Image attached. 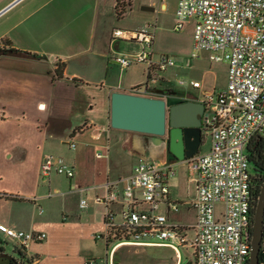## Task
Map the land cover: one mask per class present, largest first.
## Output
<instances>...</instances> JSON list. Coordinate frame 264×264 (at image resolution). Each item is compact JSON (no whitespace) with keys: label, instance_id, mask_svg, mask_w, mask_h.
Here are the masks:
<instances>
[{"label":"crops","instance_id":"obj_1","mask_svg":"<svg viewBox=\"0 0 264 264\" xmlns=\"http://www.w3.org/2000/svg\"><path fill=\"white\" fill-rule=\"evenodd\" d=\"M126 1L128 9L124 16L148 20L143 25L152 23L150 20L154 15L150 11H154L156 7L154 6V10L144 9L143 5H155L156 0ZM117 2L118 0H0V154L3 157L12 155V159L16 161L22 160L16 171L0 169V202L7 204L29 199L34 204L41 205L40 199L59 193L57 185L50 188L53 186L50 176L60 173L52 169L49 174L41 175L40 163L45 153L52 154L53 158L62 156L58 149L61 143L67 144L66 141L71 138L76 141L78 138L82 151L67 159L62 156L76 171L72 177L63 176L70 178L69 183L77 184L78 187L72 189L73 192L82 197L86 193L90 194L87 196V207H81L80 199L78 200L77 206L83 211L44 212L42 209L37 215H28L23 211H14L9 206L0 216V222L9 226L46 233L43 239L30 240L26 245L27 254L34 255L31 264H86L88 259H92L94 264H127L125 259H121L123 262L116 261V252L123 244L135 243L122 242L116 246L118 240L108 243L105 235L106 206L96 201L95 196L106 192L105 183L108 180H117L122 187L134 164L141 158H146L150 151L157 150V146L164 151V160L172 157L167 155L166 135L159 136L111 125L113 90L131 91L134 85L148 82L157 95L166 97L169 103L201 98L192 94L191 87L174 88L162 80L161 74H158L157 79H150L144 62L132 65H145L142 71L145 79L129 78L125 82L116 83L107 81V73L105 78L96 76L104 57L108 67L111 58L115 61L116 54L130 53L141 48L140 42L136 40L113 39L114 29L118 27L114 26V18L118 16ZM177 4L178 0L174 16ZM166 6L167 3L163 1L161 8ZM120 39L132 41L136 45L131 50L119 51L117 46ZM58 65H62L61 76L55 73ZM10 103L16 104L20 109L22 119H19L18 127L29 120L28 116L25 117V110L33 109L31 106L36 109L31 114L33 127L27 130L14 129L12 132L2 127V123L8 119ZM56 104L68 105L70 108L55 109ZM77 104L83 105L80 110L84 114L78 123H73L72 120L80 119L77 117L79 114L72 115L73 110L79 109ZM13 139L15 140L12 141ZM4 176L13 177L18 183L6 186L2 183ZM27 182L31 187L26 190ZM44 187L50 188L47 193H35ZM80 187H89L90 191ZM196 193L197 190L193 198ZM34 196L35 199H32ZM112 207L118 211L121 203L115 202ZM135 245L142 248H173L156 244ZM103 251H106V258L102 256ZM176 252L177 260L164 264H181V252ZM98 257L101 259L98 260Z\"/></svg>","mask_w":264,"mask_h":264},{"label":"built area","instance_id":"obj_2","mask_svg":"<svg viewBox=\"0 0 264 264\" xmlns=\"http://www.w3.org/2000/svg\"><path fill=\"white\" fill-rule=\"evenodd\" d=\"M190 20L194 23V54L207 50L213 59L228 62L225 86L197 98L205 102L203 123L210 132V148L162 163L141 158L122 187L117 180H108L106 192L97 194L95 200L106 206V238L116 231L129 236L115 246L122 242L167 245L178 252L180 246H187L193 249L196 264H249L254 213L248 145L264 131V0H178L175 29ZM154 37L152 23L139 28L116 27L113 39L136 40L141 48L118 53L115 61L122 68L144 62L149 78L157 79L158 71L175 64V58L161 52L156 59ZM180 83L201 86L197 79H181ZM131 91L157 95L148 82L134 85ZM66 142L70 148L77 146L72 138ZM179 162L187 164L196 184V196L187 201L195 210L193 221L173 217L183 204L171 196L170 190ZM52 169L67 177L76 172L62 156L53 158L45 153L40 173L47 175ZM77 187L70 184L71 189ZM80 188L90 191L89 187ZM115 202L121 203L118 211L112 207ZM79 204L87 207L88 198L81 197ZM0 235L27 245L30 240L43 239L46 233L0 222ZM86 264L94 262L88 259ZM260 264H264V258Z\"/></svg>","mask_w":264,"mask_h":264},{"label":"rangeland","instance_id":"obj_3","mask_svg":"<svg viewBox=\"0 0 264 264\" xmlns=\"http://www.w3.org/2000/svg\"><path fill=\"white\" fill-rule=\"evenodd\" d=\"M165 1L167 6L161 8V3ZM156 9L154 11H150L153 13L154 18H152V24L155 27V37H154V48L155 54L154 57L157 59L159 53L167 52L171 54L175 58V64L168 66L165 70H159V74H161L162 80L166 83L171 84L174 88L178 89H192V94L197 97H203L205 93L210 91H216L219 88L225 86L227 82V71H228V62L226 60H216L211 57V53L207 50H199L196 54V48L194 45V36H193V20H190L187 25H185L181 29H175L174 27V10L176 6V0H156L154 5ZM148 20H136L135 17L131 16H123L114 18V26H118L121 28H128L132 26V28H136V25H143V23ZM107 44V42H105ZM136 43L132 41H128L125 39H120L118 41L117 49L119 51H128L135 47ZM186 58V63H184V59ZM120 64L115 62L112 58L110 59V66L107 67L105 57L102 59V66L99 72L97 73L98 78H105L106 73L109 79V82H125V80L129 78H138L142 77L145 79V75H142V71L145 67L144 64H134L127 68H122L119 66ZM144 66V67H143ZM165 75V76H164ZM163 76L165 78H163ZM168 79V80H166ZM181 79L191 80L197 79L201 82V86L195 88L190 84H182L180 83ZM79 106L78 110H73L72 115H77L80 119L72 120L73 123H78L81 120V115L84 114L81 109L82 104H77ZM33 109L25 110V117H29V120H26L24 124L19 126V119H22L19 115L20 109L16 104L10 103L8 110L10 113L8 114V119L6 122H3L2 127L7 129L8 131L16 130H27L33 127L31 114H33L36 109L31 106ZM68 110L70 106L64 105L61 106L59 104L55 105V109ZM40 109V108H39ZM22 115V114H21ZM76 118V117H74ZM202 142L200 144V151H204L210 145V132L202 125ZM264 135V131L261 133ZM66 138H70L66 136ZM13 139L12 141H14ZM16 148V147H14ZM13 148V149H14ZM82 144L79 143L77 138V147L70 148L66 143H61L59 147V151L62 152V156L64 158H70L74 155H78L82 150ZM99 150V149H97ZM13 153V151H11ZM102 152V151H98ZM164 151L162 148L157 146V150L150 151L146 158H151L156 162L162 163L165 161L162 157V153ZM164 154V153H163ZM160 156V157H157ZM22 160H14L12 159V155L9 157H3L0 154V169L5 170H17L20 168L18 163H21ZM176 174L170 180V190L171 196L178 200L183 201V204L180 207V211L173 214V217L184 221H192L194 219V210L188 208L187 201L191 200L195 195L196 184L192 175L189 172L188 166L184 162L176 163ZM51 179L54 185H57L59 188V193L54 194L50 197H45L40 199V206H42L43 211H83L81 210L77 204L78 200L81 199L78 193L73 192L70 188V178H66L60 174H52ZM3 184L6 186H13L18 182L10 176L3 177ZM74 180V178H73ZM26 190L29 189L30 183H26ZM49 188V189H50ZM48 188L44 187L35 193H47ZM72 190V192H70ZM87 191V190H86ZM86 193V192H85ZM31 194V193H30ZM84 194V193H83ZM89 193H86L84 196L89 197ZM1 200V199H0ZM12 206L14 211H23L28 215H37L39 205L33 203L32 200L27 199L26 201H14L8 202L4 204L0 202V216L8 210V207ZM0 243L3 247L1 251V255H4L6 258L5 263L3 264H23L24 258L19 255L15 250V245L17 242L10 238H5L0 235ZM105 247V246H104ZM111 247V246H110ZM140 246H136L135 244H123L119 246L118 252H116V261L123 262L121 259H125L127 264H164L165 262H175L177 260V252L175 249L170 247H158V246H144L143 248ZM137 249V251H136ZM181 252V264H194V252L191 247L180 246ZM103 258H106V251H103ZM152 258H151V257ZM101 258L98 257V260ZM98 264V263H97Z\"/></svg>","mask_w":264,"mask_h":264},{"label":"water","instance_id":"obj_4","mask_svg":"<svg viewBox=\"0 0 264 264\" xmlns=\"http://www.w3.org/2000/svg\"><path fill=\"white\" fill-rule=\"evenodd\" d=\"M143 8L155 7L144 4ZM204 110L205 102L195 98L169 103L161 95L116 89L111 93L110 123L117 128L166 135L168 157L181 160L199 150ZM263 237L264 182L254 211L249 264H260Z\"/></svg>","mask_w":264,"mask_h":264},{"label":"trees","instance_id":"obj_5","mask_svg":"<svg viewBox=\"0 0 264 264\" xmlns=\"http://www.w3.org/2000/svg\"><path fill=\"white\" fill-rule=\"evenodd\" d=\"M127 9H128V2L126 0H118L117 2L118 16L123 17ZM55 73L59 76L62 75V65L61 66L58 65L57 69L55 70ZM248 151H249L250 167L252 172V188H253L252 212L254 213L258 196L260 194V190L264 182V135L259 133L256 136H254L248 145ZM113 235L112 234L108 235V239H107L108 243H110L114 239L122 240L124 239L123 237H129L127 234L122 235L118 231L115 232L114 236ZM13 246H15V249L13 250L18 252L19 255H21L24 258L23 264H31V262L34 259V255L27 254L26 245L17 242ZM262 246H264V237L262 240ZM0 247H1L0 249L3 248L1 245ZM263 258H264V251L262 250L260 252V260H262Z\"/></svg>","mask_w":264,"mask_h":264},{"label":"flooded vegetation","instance_id":"obj_6","mask_svg":"<svg viewBox=\"0 0 264 264\" xmlns=\"http://www.w3.org/2000/svg\"><path fill=\"white\" fill-rule=\"evenodd\" d=\"M171 159H174V157H172ZM1 248V247H0ZM1 250V249H0ZM6 258L4 257V255H1V251H0V264L5 263Z\"/></svg>","mask_w":264,"mask_h":264}]
</instances>
